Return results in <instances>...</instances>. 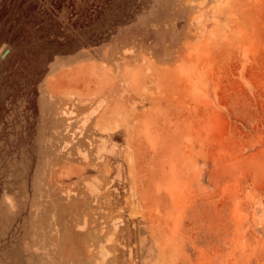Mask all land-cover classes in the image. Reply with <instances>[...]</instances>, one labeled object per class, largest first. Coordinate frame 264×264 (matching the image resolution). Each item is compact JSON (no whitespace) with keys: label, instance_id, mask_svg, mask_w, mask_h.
Wrapping results in <instances>:
<instances>
[{"label":"rangeland","instance_id":"rangeland-1","mask_svg":"<svg viewBox=\"0 0 264 264\" xmlns=\"http://www.w3.org/2000/svg\"><path fill=\"white\" fill-rule=\"evenodd\" d=\"M0 264H264V0H0Z\"/></svg>","mask_w":264,"mask_h":264},{"label":"bare ground","instance_id":"bare-ground-1","mask_svg":"<svg viewBox=\"0 0 264 264\" xmlns=\"http://www.w3.org/2000/svg\"><path fill=\"white\" fill-rule=\"evenodd\" d=\"M4 54V53H3ZM3 54L1 55L3 57Z\"/></svg>","mask_w":264,"mask_h":264}]
</instances>
